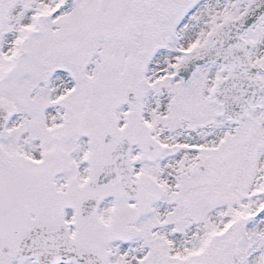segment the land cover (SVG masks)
<instances>
[{"label":"snow or ice","instance_id":"1","mask_svg":"<svg viewBox=\"0 0 264 264\" xmlns=\"http://www.w3.org/2000/svg\"><path fill=\"white\" fill-rule=\"evenodd\" d=\"M0 264H264V0H0Z\"/></svg>","mask_w":264,"mask_h":264}]
</instances>
